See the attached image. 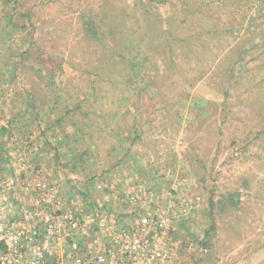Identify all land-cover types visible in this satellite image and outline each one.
Returning a JSON list of instances; mask_svg holds the SVG:
<instances>
[{"label": "rangeland", "instance_id": "374dc122", "mask_svg": "<svg viewBox=\"0 0 264 264\" xmlns=\"http://www.w3.org/2000/svg\"><path fill=\"white\" fill-rule=\"evenodd\" d=\"M142 4L162 22L170 11L158 0H0V173L22 148L30 165L83 204L109 185L137 197L126 213L158 204L171 225L164 264H264L258 101L250 95L240 103L243 88L224 101L215 85L218 57L199 68L182 57L183 70H170L172 59L157 49L146 57L152 42L141 35V53L126 60L118 34L139 25L144 34ZM87 16L101 19L105 38L86 33ZM234 189L243 209L208 213L212 190L217 198ZM211 221L215 230L205 238Z\"/></svg>", "mask_w": 264, "mask_h": 264}, {"label": "built area", "instance_id": "2783aa9c", "mask_svg": "<svg viewBox=\"0 0 264 264\" xmlns=\"http://www.w3.org/2000/svg\"><path fill=\"white\" fill-rule=\"evenodd\" d=\"M27 152H12L10 165L0 173V264L167 261L171 225L164 208L152 204L141 212L138 203L126 213L138 199L114 185L83 204L76 196H64L41 167L30 165Z\"/></svg>", "mask_w": 264, "mask_h": 264}, {"label": "trees", "instance_id": "16d2710c", "mask_svg": "<svg viewBox=\"0 0 264 264\" xmlns=\"http://www.w3.org/2000/svg\"><path fill=\"white\" fill-rule=\"evenodd\" d=\"M158 1L169 6L170 11L163 18L164 21H160L156 15L153 17L154 13L147 12L142 4L140 15L147 24L146 31L143 34L140 25L138 31L126 26V34H118L122 39L120 45L122 50L117 51H121L126 60L136 61L137 56L141 53V42L138 39L141 35H147L152 43H148L146 57L149 56V50L155 51L157 49L166 58L172 59L173 65L169 66L170 70L172 68L183 70L182 57L196 61L198 68L204 62L205 64L206 62L209 63L218 57V74L215 85L219 90H223L224 101L231 90L236 91L243 88L247 91L248 96L245 95V97L238 93V97L241 99L240 103L247 105V97L253 95L254 98L252 99L258 101L259 105V121H264V73H261V70L264 69V0ZM111 15L113 21H117L120 13H112ZM100 21L101 19L97 20L87 16L85 31L90 37L105 38ZM234 40L235 42L231 43ZM141 51H145V48ZM129 54L130 56H127ZM177 59L180 60L176 62ZM242 59L244 60L243 63H239ZM251 61L252 66H248ZM174 63H177L178 66H174ZM127 71L126 86L132 81L129 78V70ZM35 100L30 101L29 105L38 111L40 106L34 102ZM80 102H74L72 110H78L81 106ZM43 103L44 100H41V105ZM72 110L67 111L71 112ZM80 113L87 116L88 110ZM59 123L60 119L58 118L56 124ZM71 127L73 124L70 125L64 135L68 141H70L72 134ZM247 187L248 185L244 182L242 188ZM240 196L241 192L234 189L214 198V191L212 190L208 200V213L214 216L217 211L243 209L240 205ZM213 230H215V224L214 221H211L204 237L210 238L209 234ZM204 239H200L198 245L202 248H209L211 244Z\"/></svg>", "mask_w": 264, "mask_h": 264}]
</instances>
